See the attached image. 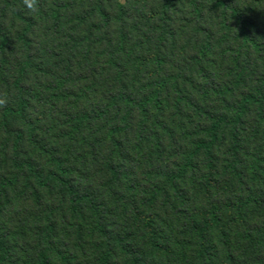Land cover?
Instances as JSON below:
<instances>
[{"label": "trees", "instance_id": "trees-1", "mask_svg": "<svg viewBox=\"0 0 264 264\" xmlns=\"http://www.w3.org/2000/svg\"><path fill=\"white\" fill-rule=\"evenodd\" d=\"M43 22L81 48V61L96 52L85 81L103 58L112 88L102 105L80 109L94 87L71 86L80 71L71 76V59L62 76L32 86L44 73L32 39ZM263 32L264 0H0V264H258L231 248L234 238L264 244V226L248 223L252 214L264 225ZM43 99L66 104L59 135L84 143L99 132L107 178L96 190L80 151L41 136ZM133 119L144 169L124 138ZM30 188L41 203L42 191L56 193L68 212L61 228L46 210L23 247L2 217Z\"/></svg>", "mask_w": 264, "mask_h": 264}, {"label": "rangeland", "instance_id": "rangeland-1", "mask_svg": "<svg viewBox=\"0 0 264 264\" xmlns=\"http://www.w3.org/2000/svg\"><path fill=\"white\" fill-rule=\"evenodd\" d=\"M28 1L30 0H25V2ZM249 7V1H247V4L245 3L241 6V8H243V11H247ZM47 24V22L40 23L36 27V29H34L35 32H33L34 35H32V39H34L35 41L33 58L36 63L44 65L42 68L43 70L40 72L46 73V76L44 75V73H39L38 75H36L35 82H32V86H35L36 82H38L39 85L42 83H47L48 81H53L55 80L54 76L56 74L62 76L64 74V69L67 67L66 59H71V76L75 75L80 70L78 76H74L75 79H73L71 86H73L74 89L76 88V90L84 89L86 85L94 87L93 91H90L85 98H82L79 104L80 109L87 110L91 107L102 105L106 101L108 95L111 93L112 88V76L109 73L107 75H102L101 72L98 71V67H100L104 63L103 58H100L99 62L97 63V71L95 72V75L93 77L92 75H90V80L85 81L83 77L84 75L86 76L88 74L90 64L92 63L91 58L95 59L96 52L93 51L91 53L88 62H84V60L81 61V48H79V50L77 51H71V45L69 44L70 42L66 41L65 39V32L57 36V40H55L53 35L47 31ZM69 28L71 30V26ZM255 39L257 43H260V46L264 48V32L260 34H255ZM54 50L59 51L57 55H55V53L54 55L49 54V52ZM100 53L101 52L97 51V54ZM252 61L254 66H256L258 60L252 57ZM133 73H135V70H128V72L126 73L128 76L127 81H129ZM143 76V78H140L137 81L136 88L138 89L142 87V83L146 81V75L143 74ZM40 91V95H42V97L45 99L47 97V94L44 90ZM44 99L39 101L36 100L34 102L35 109H39L37 111L38 113L34 114V117H41L42 119V131L40 132L41 136L47 142L55 143L59 147V149L63 151V153L70 152L72 149L74 154L76 150L80 151L82 153V157L86 160V163L83 164L87 165V168L84 169V177L87 178L85 184L87 187L96 190L97 183L99 182L100 184H102L101 181H99L100 177H104V180L107 178V175L100 174L102 170L99 169L103 164V155L105 154V147L96 148V146H94L95 143L98 141V138H100V136H98L99 132H94V135L91 132L83 135V140H85L84 143H81L80 138H77L76 141L73 142L72 138H69L67 136L65 138L64 136L59 135L61 129L60 124L62 123V121H64V115H62V112L63 110H65L66 104H57L55 107H50L48 105H45V103L43 102ZM163 120L168 122L170 128H172L169 120ZM136 129L137 119H133L128 125L124 138L125 140H127V151L132 154L131 159L135 158L136 161L140 163L139 165H137V167H142L141 169H144L145 164L147 163H144L145 155L139 154L144 150H141L139 153H137L139 155L135 154V152L132 151L134 150L132 149V147L134 146V137L136 136ZM49 130L50 132H48ZM171 137L173 138V135H171ZM4 139L5 138H0V149L2 144L4 143ZM165 146L168 147V143H166ZM41 163L45 165L47 163V159L43 158ZM40 195L42 198V203L39 200V196L35 195L33 189L30 188V192L25 195V198L22 202L14 201L7 206V210L4 211L2 217V225L6 226L7 230L10 232L11 237H13L14 234L16 235L18 242L23 247H25L27 243L32 242L31 234L33 233H31V231H33V226L36 223L35 220L36 218H44V213L46 210L55 213V215L52 217V221H57V225L61 228L65 227L64 216L68 212V206L65 203H62V205H60V202L57 200L58 196L56 193L50 195L48 191H42ZM250 211L253 210L251 209ZM69 221L78 223V218L77 216L75 217V219H72L71 217ZM248 223L251 228L258 227V230H260L264 226L258 219L253 218L252 214L249 217ZM66 228L69 227L66 226ZM61 237L66 238L64 233L61 234ZM231 250L235 257L246 259L250 263L252 258L255 259V263L258 262V264H264V244L262 246L260 245L259 247L252 245L250 249L249 246H247L245 240L238 239L236 241L234 238ZM215 255L219 257L220 255H222V251H217ZM213 261L215 263H218L220 260L218 258H215V260Z\"/></svg>", "mask_w": 264, "mask_h": 264}]
</instances>
